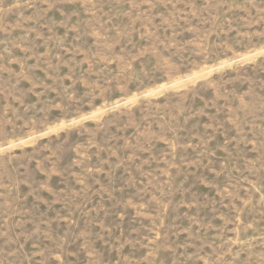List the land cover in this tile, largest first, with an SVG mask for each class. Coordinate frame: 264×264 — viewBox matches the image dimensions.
<instances>
[{
  "label": "rangeland",
  "instance_id": "rangeland-1",
  "mask_svg": "<svg viewBox=\"0 0 264 264\" xmlns=\"http://www.w3.org/2000/svg\"><path fill=\"white\" fill-rule=\"evenodd\" d=\"M0 264H264V0H0Z\"/></svg>",
  "mask_w": 264,
  "mask_h": 264
}]
</instances>
